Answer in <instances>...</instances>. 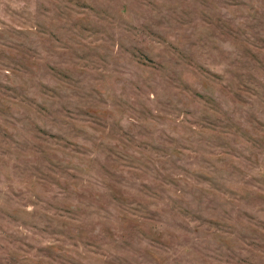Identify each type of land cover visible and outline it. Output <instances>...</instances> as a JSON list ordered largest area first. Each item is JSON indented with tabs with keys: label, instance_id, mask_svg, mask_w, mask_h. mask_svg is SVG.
<instances>
[{
	"label": "rangeland",
	"instance_id": "1",
	"mask_svg": "<svg viewBox=\"0 0 264 264\" xmlns=\"http://www.w3.org/2000/svg\"><path fill=\"white\" fill-rule=\"evenodd\" d=\"M3 16L0 264H264V0Z\"/></svg>",
	"mask_w": 264,
	"mask_h": 264
},
{
	"label": "clouds",
	"instance_id": "2",
	"mask_svg": "<svg viewBox=\"0 0 264 264\" xmlns=\"http://www.w3.org/2000/svg\"><path fill=\"white\" fill-rule=\"evenodd\" d=\"M6 3H9V0H0V19H4L3 7H4V4H6ZM12 6L15 7L14 4Z\"/></svg>",
	"mask_w": 264,
	"mask_h": 264
}]
</instances>
